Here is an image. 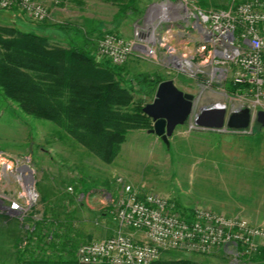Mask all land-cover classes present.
<instances>
[{
  "label": "rangeland",
  "instance_id": "obj_1",
  "mask_svg": "<svg viewBox=\"0 0 264 264\" xmlns=\"http://www.w3.org/2000/svg\"><path fill=\"white\" fill-rule=\"evenodd\" d=\"M88 1L89 11L95 17L83 24V31L74 28L78 33L73 31L71 38L104 62L107 60L98 56L101 36L112 31L125 38L134 37L154 0H135L130 9H126L130 0ZM197 1L204 9L211 10L226 8L232 0ZM33 22L19 10H0V29L32 32L25 25L46 24ZM122 67L125 85L132 89L135 101L145 106L155 99L158 78L172 80L180 90L197 97L199 110L222 105L232 113L242 108L248 98L232 94L229 81L222 87L218 83L211 85L172 71L162 61L139 55H133ZM0 150L32 159L40 199L31 207L26 222L33 227L36 224L33 217L39 221L47 219L22 250L20 245L28 236L25 226L17 219L0 217V264L56 259L57 251L68 238L79 247L121 230L125 233V228L103 216L97 200L80 198L83 185L100 192V199L109 201L112 196L105 193L103 197V188L115 191L112 197L119 198L123 189L119 179L142 193L160 194L179 205H219L228 215L264 227V127L256 120L245 131H189L187 125L179 126L169 139V146L148 130L131 131L116 160L106 164L67 138L57 126L24 114L17 104L0 93ZM51 239L57 243L56 248ZM181 261L235 264L222 251L207 255L164 251L153 264Z\"/></svg>",
  "mask_w": 264,
  "mask_h": 264
},
{
  "label": "built area",
  "instance_id": "obj_2",
  "mask_svg": "<svg viewBox=\"0 0 264 264\" xmlns=\"http://www.w3.org/2000/svg\"><path fill=\"white\" fill-rule=\"evenodd\" d=\"M0 10H19L37 23L50 16L39 0H0ZM133 55L162 61L172 71L211 85L222 87L227 81L242 85L231 93L249 99L232 113L248 108L255 118L264 111V0H232L226 8L211 10L197 0H154L134 37L107 32L98 41V56L114 66L126 65ZM207 108L232 114L222 105ZM200 113L196 104L189 131L203 129L197 124ZM119 182L120 197L108 198L114 220L123 228L145 232L147 242L121 230L80 245L79 264H153L164 251L204 255L222 251L235 264H247L264 247V227L243 217L200 206L183 208L163 195L145 194L122 179ZM39 199L32 159L0 150V217L17 219L25 226L28 236L22 250L35 232V224L31 227L26 221Z\"/></svg>",
  "mask_w": 264,
  "mask_h": 264
},
{
  "label": "trees",
  "instance_id": "obj_3",
  "mask_svg": "<svg viewBox=\"0 0 264 264\" xmlns=\"http://www.w3.org/2000/svg\"><path fill=\"white\" fill-rule=\"evenodd\" d=\"M134 3L130 0L126 9ZM124 74L123 67L109 60L100 62L85 45L51 46L46 36L17 28L0 29V92L4 99L17 104L28 116L51 122L106 164L116 160L131 131L149 130L153 125L144 114L145 105L135 101L132 89L125 85ZM164 81L158 78L157 87ZM238 88L242 85L229 84L230 91ZM46 221L36 222L35 231ZM51 244L56 248L54 240ZM77 249V242L68 238L57 253L66 250L72 255ZM26 264L79 263L58 254L56 259H35ZM247 264H264V247Z\"/></svg>",
  "mask_w": 264,
  "mask_h": 264
},
{
  "label": "water",
  "instance_id": "obj_4",
  "mask_svg": "<svg viewBox=\"0 0 264 264\" xmlns=\"http://www.w3.org/2000/svg\"><path fill=\"white\" fill-rule=\"evenodd\" d=\"M197 102V97L180 90L172 80L162 82L157 88L154 101L143 109L153 123L148 132L169 146V139L175 130L189 123ZM255 120L264 127V111H259L254 118L248 108L230 115L224 110L202 108L197 124L209 131H245Z\"/></svg>",
  "mask_w": 264,
  "mask_h": 264
},
{
  "label": "crops",
  "instance_id": "obj_5",
  "mask_svg": "<svg viewBox=\"0 0 264 264\" xmlns=\"http://www.w3.org/2000/svg\"><path fill=\"white\" fill-rule=\"evenodd\" d=\"M39 1L43 2L45 5L49 7L50 18L46 22L47 25L44 24V26H36L35 24H27L25 26H28L29 29L32 31V33L46 36L49 39V43L51 45H58L62 48H69L70 44L75 43L71 38L72 32L76 31L74 28L83 31L82 28L83 24H85L88 19L93 20V18L95 17V15L89 11V8L87 6V4L89 3L88 0H39ZM79 22H81V24H79ZM62 25L66 27L61 28ZM76 33L78 32L76 31ZM107 190H108L107 188H103L101 190L103 197L105 193L109 194V196L115 195V191L113 190L107 191ZM94 191L96 192V190ZM94 191L91 186L83 185L80 188V198L81 199L90 198L92 201L97 200L95 202L98 203L97 204L98 210L102 211L103 216L109 218L108 220H110L113 223L114 222L116 223V221L114 220V208H112V204L107 200V198L100 199L99 197V195H101L100 192L97 191L96 193H94ZM179 206L183 208H193L200 206V207L209 208L216 212L224 213L222 212V208L219 205H179ZM123 230L125 231V233L132 235L137 241L147 242V237L145 232L136 231L127 228ZM108 237L111 236H107L105 238ZM98 238H100V236ZM57 254L62 255L65 258H70V259L76 258V252L72 255L70 252V254L67 255V251L65 250L64 252L62 253L58 252Z\"/></svg>",
  "mask_w": 264,
  "mask_h": 264
}]
</instances>
